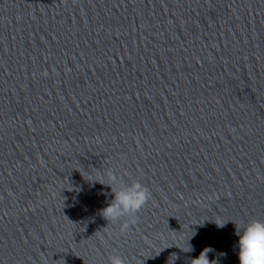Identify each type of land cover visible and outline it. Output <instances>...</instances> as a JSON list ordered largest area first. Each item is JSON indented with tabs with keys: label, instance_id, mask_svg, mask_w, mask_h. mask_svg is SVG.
I'll use <instances>...</instances> for the list:
<instances>
[{
	"label": "water",
	"instance_id": "1",
	"mask_svg": "<svg viewBox=\"0 0 264 264\" xmlns=\"http://www.w3.org/2000/svg\"><path fill=\"white\" fill-rule=\"evenodd\" d=\"M107 169L151 194L125 234ZM253 219L264 0H0V264H239Z\"/></svg>",
	"mask_w": 264,
	"mask_h": 264
},
{
	"label": "clouds",
	"instance_id": "2",
	"mask_svg": "<svg viewBox=\"0 0 264 264\" xmlns=\"http://www.w3.org/2000/svg\"><path fill=\"white\" fill-rule=\"evenodd\" d=\"M87 181L97 182L110 188L112 199L105 207L99 210V215L108 223L118 225L119 234H125L138 221V213L150 199V192L146 186L137 180L125 182L121 175L111 169L105 170L99 178H90ZM215 224L223 228L225 222ZM235 235L238 237L235 248L239 264H264V220L253 219L240 225H235ZM188 247L185 252L193 251ZM211 248L203 249L200 254L191 259L190 264H213L208 258ZM223 255V254H220ZM108 264H125L119 255H111Z\"/></svg>",
	"mask_w": 264,
	"mask_h": 264
}]
</instances>
